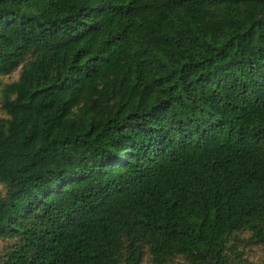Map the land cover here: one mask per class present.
<instances>
[{
  "label": "trees",
  "instance_id": "trees-1",
  "mask_svg": "<svg viewBox=\"0 0 264 264\" xmlns=\"http://www.w3.org/2000/svg\"><path fill=\"white\" fill-rule=\"evenodd\" d=\"M0 264H264V0H0Z\"/></svg>",
  "mask_w": 264,
  "mask_h": 264
},
{
  "label": "rangeland",
  "instance_id": "rangeland-1",
  "mask_svg": "<svg viewBox=\"0 0 264 264\" xmlns=\"http://www.w3.org/2000/svg\"><path fill=\"white\" fill-rule=\"evenodd\" d=\"M17 77H18V75L16 74V75L13 76L12 78L5 79V82H6V83H9V82H11V81H15V80H17Z\"/></svg>",
  "mask_w": 264,
  "mask_h": 264
}]
</instances>
